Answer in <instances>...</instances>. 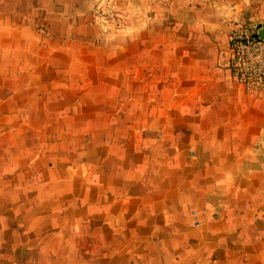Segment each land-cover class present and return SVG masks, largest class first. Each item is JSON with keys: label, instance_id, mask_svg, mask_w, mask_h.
<instances>
[{"label": "crops", "instance_id": "obj_1", "mask_svg": "<svg viewBox=\"0 0 264 264\" xmlns=\"http://www.w3.org/2000/svg\"><path fill=\"white\" fill-rule=\"evenodd\" d=\"M103 2L0 0V264H264V0Z\"/></svg>", "mask_w": 264, "mask_h": 264}, {"label": "built area", "instance_id": "obj_2", "mask_svg": "<svg viewBox=\"0 0 264 264\" xmlns=\"http://www.w3.org/2000/svg\"><path fill=\"white\" fill-rule=\"evenodd\" d=\"M116 1L103 2L101 17L104 21L115 16ZM262 25L236 21L229 32L228 48L222 52L219 62L251 95L264 92V38L258 35Z\"/></svg>", "mask_w": 264, "mask_h": 264}, {"label": "water", "instance_id": "obj_3", "mask_svg": "<svg viewBox=\"0 0 264 264\" xmlns=\"http://www.w3.org/2000/svg\"><path fill=\"white\" fill-rule=\"evenodd\" d=\"M258 35L264 38V25H262L258 30Z\"/></svg>", "mask_w": 264, "mask_h": 264}, {"label": "rangeland", "instance_id": "obj_4", "mask_svg": "<svg viewBox=\"0 0 264 264\" xmlns=\"http://www.w3.org/2000/svg\"><path fill=\"white\" fill-rule=\"evenodd\" d=\"M103 10H105V9H103ZM114 10H115V12H116V13H115V16H121V15L119 14V13H120V9L115 8ZM103 12H104V11H103ZM261 24H264V22H263V23H260V25H261Z\"/></svg>", "mask_w": 264, "mask_h": 264}]
</instances>
